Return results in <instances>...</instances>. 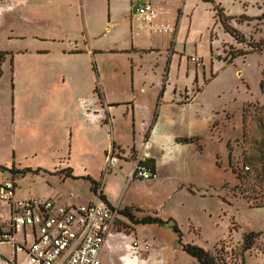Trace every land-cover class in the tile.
<instances>
[{"label":"rangeland","instance_id":"374dc122","mask_svg":"<svg viewBox=\"0 0 264 264\" xmlns=\"http://www.w3.org/2000/svg\"><path fill=\"white\" fill-rule=\"evenodd\" d=\"M196 1L195 30L201 43L195 45L197 39L187 45L180 68L174 63L161 98L157 88L163 62L156 60V53L145 55L141 64L136 61L138 85L149 90L135 96L131 66L136 58L128 52L97 55L93 64L98 77L89 70L86 56H60L59 48L68 46L67 41L61 42L67 33L84 47L77 20L68 17V24L57 23L50 14L28 10L29 6L41 9L43 0H29L25 17L17 12L0 13V52L4 54L0 62V181L13 179L21 196H53L75 204L94 199L88 179H73L68 177L72 170L62 169L64 160L68 162V130L72 121L81 120L76 102L73 104L74 94L90 98L94 78L101 94L120 102L111 110L112 129L125 148L134 138L143 140L144 135L142 120L133 125L127 103L141 104L142 115L145 105L153 104L154 109L158 103L165 105V121L151 150L159 160L158 177L129 180L130 166L124 159L106 173L101 146L92 148L108 137L103 131L93 133L95 136L88 132L71 142L76 155L71 156L68 167L74 175H90L101 182L107 179L106 192L121 206H139L147 215L164 221L173 218L183 233L182 242L209 250L219 264H264V131L259 124H264V0ZM5 2L0 0L2 6ZM213 2L223 9L224 24L214 18ZM193 4L196 2L187 0L185 14ZM117 31L101 37L103 48L126 47L127 32ZM196 52L204 59L200 82L195 81L193 64L189 75L183 67L187 56ZM175 85L203 91L190 105L181 106L175 101L181 95L171 90ZM188 92L182 90L183 103L192 100ZM163 134L199 135L202 149L195 143L180 144L162 153L157 145ZM181 182L190 186L180 188ZM125 223L118 221L119 231L112 229L107 236L104 255L109 264H135V249L142 258L139 264H199L183 251L169 226L133 228ZM251 232L260 236L250 250L243 251L244 235ZM133 240L141 246L146 241L149 249L133 248Z\"/></svg>","mask_w":264,"mask_h":264},{"label":"crops","instance_id":"0c3cea01","mask_svg":"<svg viewBox=\"0 0 264 264\" xmlns=\"http://www.w3.org/2000/svg\"><path fill=\"white\" fill-rule=\"evenodd\" d=\"M29 0H6L5 4L6 6H2L0 4V13H11V12H17L20 15H25L28 13L27 11V3ZM138 0H43V4L40 6L41 9H38V7H28V10L32 13H39L40 15L50 14L51 18L54 19L57 23H69L65 21L68 17H70L71 20L75 21L77 20L78 24L81 26L83 31V38H85L84 41V47L81 48L79 46V41L74 40L72 38V35L69 33L63 35L62 37V44L67 41L68 46L59 48V54L60 56H74L73 58H82L83 56H86V62L88 63L89 70L93 71L98 77L97 69L94 66L93 62L98 57L97 55H102L103 53H127L131 56H134L132 58V64L131 66L132 73H133V88L136 90L135 96H137L138 91L142 93H145L148 91V88H144L141 85H138V77L140 70H137V63L138 60L141 64L143 58L147 54L156 53L154 55L157 56V61L160 62L162 60L161 64V75L159 80V86L157 90L161 89V97L165 94L167 90V82L170 79L171 73L174 68V63L177 66L176 68H180V64L182 61V58L185 57L186 51H187V45L198 40V42L195 45H199L201 43V38L197 35V30H195V22H196V13L198 12V6L199 3H197L196 0H190L195 1L196 4L190 5V10L186 12L185 14V8L187 0H183L180 2L179 0H145L147 2H151L156 10H157V16L155 19V22L158 25L168 26L173 31H167L162 33H154L150 30L148 24L146 22H142L138 20L133 14H132V5ZM207 1V0H203ZM214 1V0H213ZM214 3V2H213ZM52 7V9H51ZM216 4L214 3L213 11L215 13V17L217 18V12H216ZM221 9L222 8H217ZM218 20V18H217ZM217 21L214 25V28L216 27ZM118 28L117 33L120 34L121 32L125 31L127 32V45L123 49H115L112 47L109 48H103L102 45H105L104 43L101 44L103 41V38L105 34L109 31L116 30ZM169 28V29H170ZM112 29V30H111ZM214 30V29H213ZM200 35V34H199ZM198 37V38H196ZM212 31H211V41H212ZM210 52L212 50V45H210ZM196 51L198 52L197 47H195ZM39 53H48V51H38ZM190 54L187 56V65H184V72L185 75H189L188 71L190 69V64H193L190 60V57L194 55H198V53ZM200 52V51H199ZM82 56V57H81ZM201 57V56H200ZM64 58V57H59ZM14 60V59H13ZM194 65V64H193ZM141 67V66H140ZM195 68V81H199V69ZM141 69V68H140ZM204 69V67L202 68ZM201 69V70H202ZM138 73V75H137ZM176 75V70H175ZM64 81V76H61ZM197 84V82H195ZM98 85V82H95V79L93 78V81L90 85V91L91 97L87 98L83 95H78V92H76L74 95V102L76 112H78V116L81 119L80 122L78 120H74L71 123V127L69 128V149H68V162L64 160V165H62V169H70L72 170L71 177L73 179L77 178H84L88 179L91 182V189L94 193V199L88 201L86 204H75L71 203L69 201H63L61 198L58 197H41V196H34L38 197L42 200H55L58 202L59 205L64 207H79V206H88L98 199L100 196V203L111 207V208H117L119 211H122L126 207H133L134 210L132 211L134 216L136 218H142L146 216L147 214L138 206L135 205H125L121 206L118 201L114 202L112 198L109 196V194L106 192V182L107 179L104 182L99 181L98 179L88 175V176H75L74 171L71 167H68L71 162V156L76 155L74 153V148L72 147L71 142L73 143L75 139H78L80 135L85 136L88 134V132L92 135L93 133L98 132L101 133L102 131L108 135V137H105L103 139V143H94L97 144L96 146L93 145V149H98L97 146H101L102 156L104 158V161L106 163V156L112 153L114 156L118 157V161L115 166L110 167L109 171L107 173H111L112 168L119 166L121 160L124 159V164L130 166L128 175H130L131 171L135 167L136 163L138 162H145L148 160H153L152 165H148L157 175L158 177V170H159V160L157 156H155L151 150L154 148V137L158 133V129L161 126V123L163 120L165 121V115L163 114L164 110V104L158 103L156 108L154 109L153 104L145 105L146 113L142 115L139 110L141 107V104H136L134 102L127 103V105H131V111H132V117H133V125H135L138 120H142L141 123L143 125V140H140L137 142L136 138H134L133 143L131 146L125 148L123 147L121 140L119 139V133L116 132L113 128L112 118H111V110L115 106H119L120 102H117V100H114L113 98H107L103 94H101V91L96 92L95 89ZM171 84L168 83V86ZM193 86V85H192ZM184 88V89H183ZM186 89L189 91V94H192V100L189 103H183L182 100L184 98L182 93V90L185 92ZM203 89V88H202ZM152 90V89H151ZM172 92L174 95L177 94V92L181 95L180 97H175L176 104L178 105H190L196 98V96L201 93L203 90H200L199 92L195 91L191 88L189 89L187 86H183L178 89L177 85L172 86ZM159 102V101H158ZM72 104V105H73ZM76 119V118H75ZM167 121V120H166ZM148 126L147 130L146 127ZM151 127V129H150ZM110 130L111 132L107 133V130ZM150 129V130H149ZM149 131V132H148ZM148 133V136H146ZM95 136V135H94ZM78 137V138H77ZM190 138H198L200 141V136L196 134H192L189 136H167L163 134L162 141L157 147L161 149L162 153L164 150L172 149L177 147L180 144H191V143H184L180 142L181 139H190ZM74 139V140H73ZM193 143V142H192ZM100 144V145H98ZM196 144V143H195ZM197 146V145H196ZM198 149V148H197ZM169 151V150H167ZM106 165V164H105ZM61 166V165H60ZM58 166L60 169L61 167ZM122 169V167H120ZM132 181V180H131ZM146 181V180H142ZM101 184V191H97L98 185ZM187 186L185 183H180V188H186ZM30 196V195H26ZM16 197L18 199L24 197L19 194V192L16 189ZM135 208L141 209L140 211H135ZM1 215L6 217L9 215V209L6 204L1 205ZM162 219V218H160ZM173 219V218H171ZM164 220V219H162ZM120 222H126L125 224H128L132 226L133 228H137V225L132 224L131 220H129L125 216L119 215L116 221V224L112 226L105 237L104 245L102 247V250L99 255L100 262L102 264H109L107 260V256L105 253V248H107V236L109 232L112 229H115L119 231L117 223ZM17 238L25 240L27 243H31L34 240L33 234L28 229H18L17 231ZM137 240H133V243ZM133 246V245H132ZM0 248L7 253V255L10 254V249L7 246H0ZM134 248V246H133ZM134 255L135 258H133V261L135 264H139L140 260L142 258H139L140 253L135 249ZM143 256V255H142ZM25 255L23 254H17L16 255V264H25Z\"/></svg>","mask_w":264,"mask_h":264},{"label":"built area","instance_id":"2783aa9c","mask_svg":"<svg viewBox=\"0 0 264 264\" xmlns=\"http://www.w3.org/2000/svg\"><path fill=\"white\" fill-rule=\"evenodd\" d=\"M134 16L154 33L173 31L155 22L157 10L151 2L144 1ZM190 60L197 69L204 67L203 57L194 55ZM117 161V156L107 155L105 172ZM154 178L156 173L143 162L136 163L129 176V180ZM16 187L13 179L0 181V210L2 204L9 209L6 217L0 211V246L10 249L7 255L0 248V264H16L17 254L25 255V264H102L99 255L108 230L121 215L119 209L100 203V196L88 206L71 208L34 196L18 199ZM18 229L31 231L33 242L17 238ZM133 246L141 251L149 249L146 241L142 246L135 241Z\"/></svg>","mask_w":264,"mask_h":264},{"label":"trees","instance_id":"16d2710c","mask_svg":"<svg viewBox=\"0 0 264 264\" xmlns=\"http://www.w3.org/2000/svg\"><path fill=\"white\" fill-rule=\"evenodd\" d=\"M207 1H210V0H207ZM216 12H217L218 19L224 24L226 17L222 13L221 9L216 8ZM236 38L239 39V35H237ZM261 44H264V43H261ZM3 57H4L3 52H0V62L4 59ZM95 91L98 92V89L96 88ZM245 112H246V110H245ZM259 124L264 131V124L262 122H260ZM244 128H246V117H244ZM150 129H151V127H150ZM146 136H148V133ZM198 141H199L198 138H190V139H181L180 140V142H184V143H192V142L196 143L197 148L201 150L202 146L198 145ZM153 162H154L153 160H148V161H145L143 163H145L147 165H152ZM230 166L233 167V160L231 159V157H230ZM245 167H248V166H245ZM248 169H249V167H248ZM233 170H234V168H233ZM190 192L194 193L193 191H190ZM263 206L264 205H262L261 207H263ZM133 210H134L133 207H131V208L126 207L122 211H120V214L127 217L135 225L155 224L158 226H169L171 228L172 232L175 233L177 240H178V243L182 247L183 251L185 253H187L189 256H191L192 258H194L199 264H219L217 257L215 255H213L209 250H206L203 247L198 246L197 244H193V243L185 244V243H183L182 242L183 233L181 232L178 224L173 219L170 218L169 220L164 221V220L160 219L159 217L152 216V215H146L142 218H136L132 212ZM135 211H139V212L141 211L142 212L141 209H137V208H135ZM259 236H260V234L255 233V232L245 234L244 238H243V243H242L243 251L250 250L253 246L254 241Z\"/></svg>","mask_w":264,"mask_h":264},{"label":"water","instance_id":"95a60500","mask_svg":"<svg viewBox=\"0 0 264 264\" xmlns=\"http://www.w3.org/2000/svg\"><path fill=\"white\" fill-rule=\"evenodd\" d=\"M144 1L145 0H138L132 5V14L133 15H135L137 13L139 6L142 5Z\"/></svg>","mask_w":264,"mask_h":264}]
</instances>
